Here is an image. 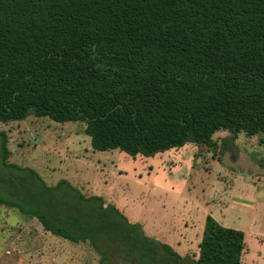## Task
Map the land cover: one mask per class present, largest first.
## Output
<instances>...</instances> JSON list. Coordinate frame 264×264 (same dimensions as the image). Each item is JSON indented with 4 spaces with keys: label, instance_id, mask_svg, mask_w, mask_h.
I'll return each mask as SVG.
<instances>
[{
    "label": "trees",
    "instance_id": "obj_1",
    "mask_svg": "<svg viewBox=\"0 0 264 264\" xmlns=\"http://www.w3.org/2000/svg\"><path fill=\"white\" fill-rule=\"evenodd\" d=\"M32 116L132 158L264 135V0H0V124ZM8 142L0 206L99 264H243V231L208 215L198 256H182L102 197L11 163Z\"/></svg>",
    "mask_w": 264,
    "mask_h": 264
},
{
    "label": "rangeland",
    "instance_id": "obj_2",
    "mask_svg": "<svg viewBox=\"0 0 264 264\" xmlns=\"http://www.w3.org/2000/svg\"><path fill=\"white\" fill-rule=\"evenodd\" d=\"M83 123L60 124L34 116L0 124L10 162L35 170L49 185L65 180L102 197L147 236L182 256H197L206 218L246 234L243 264H264V135L217 146L188 144L155 157L132 158L119 150L94 151ZM200 236V237H199ZM0 264H99L87 245L52 236L37 220L0 206Z\"/></svg>",
    "mask_w": 264,
    "mask_h": 264
},
{
    "label": "crops",
    "instance_id": "obj_3",
    "mask_svg": "<svg viewBox=\"0 0 264 264\" xmlns=\"http://www.w3.org/2000/svg\"><path fill=\"white\" fill-rule=\"evenodd\" d=\"M200 237V236H199ZM202 240V239H201ZM200 244V243H199ZM199 254V253H198ZM198 256V255H197ZM245 256V255H244ZM243 260H244V258H243Z\"/></svg>",
    "mask_w": 264,
    "mask_h": 264
}]
</instances>
